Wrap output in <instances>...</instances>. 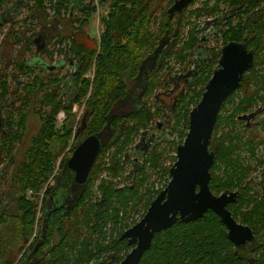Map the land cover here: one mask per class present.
Here are the masks:
<instances>
[{"label": "trees", "instance_id": "16d2710c", "mask_svg": "<svg viewBox=\"0 0 264 264\" xmlns=\"http://www.w3.org/2000/svg\"><path fill=\"white\" fill-rule=\"evenodd\" d=\"M31 1L43 14L49 9L54 15H69L74 22L73 32L69 36L58 37L54 42L55 51L46 52L51 58L57 53L63 60L73 61L75 70L69 80L60 72H49L48 81L45 82L39 70L26 60L16 61L10 67L4 61L0 43V103L11 105L9 98L12 94L16 95L17 100L21 98L25 106L32 101L37 102V114L42 121L40 131L33 137L21 163H17L14 153L16 144L22 142L26 130V115H23L22 110L17 118H14V113L8 114L10 120L6 121L7 131L0 133V159L4 155L8 161L16 162V213H0V264H119L129 252V246L117 238L108 241L100 237V234L108 224L113 230L128 227L126 212L130 208V202L135 204L132 210L141 205L147 210L153 195L158 192L154 191L155 185L160 180L170 178L172 165H168V161H176V157L170 153L176 152L174 147L182 144L187 136L190 112L199 104L206 85L219 64L220 52H213L204 64H199L200 68L187 92L177 100L176 108L170 114L158 104L157 97L158 91L168 87L164 79L167 74H174V67L165 68L167 73L156 79L157 71L164 66L161 67L159 62L153 64L151 73H148L149 80L141 107L117 114L116 110L124 106L128 96V81L139 77L145 60L159 56L160 46L165 44L164 41L170 40L165 53H170L169 57L174 58V64L176 61L180 66L187 65L188 58L202 44L199 27L203 19L221 13L222 5L230 10L239 9L240 15L249 14L262 0H216L213 4L201 1V6L190 9L200 1L195 0L181 13L175 12L173 18L167 12L160 22L158 36L151 31L150 0H111L108 16L102 18L104 30L98 41L85 31L90 18L98 10L97 0H29ZM106 1L100 0L101 5L106 4ZM175 1L170 2V7ZM7 2L8 0H0V39L4 24L11 22L8 19L11 12L7 11ZM74 9H79L78 15L70 16ZM253 28V36L246 46L258 54L264 48V19L256 22ZM245 30L243 23L238 26L230 23V29L223 33L224 44L242 42ZM28 51H31L30 46ZM256 66L254 64L252 67L253 71ZM91 72L92 77L88 76ZM12 75L15 82L13 91L10 83ZM245 78L240 88L243 99H239L235 93L230 96L218 119L214 133L216 138H213L210 147L216 154V161L211 169V190L219 195L232 188H239L241 193L238 202L230 205L229 210L235 219L260 233L264 229V198L258 201L257 194L249 196L247 189L243 190L246 174L252 168L242 167L240 155L236 153L246 145L255 146L249 141L243 142L239 134L235 140H228L231 130L217 138L220 126L226 128L235 125L240 120V114L246 112L251 105V97L243 94L246 89ZM71 82V98H67L68 89L65 85ZM239 100L241 101L238 102ZM227 104H234L230 115H225ZM75 106H84V114L78 122L77 114L73 111ZM13 111H17L15 107ZM61 113H64L65 119L58 127V116ZM164 115L173 139L168 137L163 143L165 146L155 144L143 150L145 153L142 152V155L145 156L142 159V169L138 171L133 186L117 190L112 181L103 180L98 187L103 198L95 201L94 185L98 177L104 171L114 177L121 174L124 170L123 155L130 151L144 132L154 129L156 122ZM90 135H106L107 138L89 183L81 189L76 204L72 208H61L54 203L55 198H51L57 185H48L56 171V163L70 146L72 153ZM69 158V155L63 157L62 165L54 176L57 184L60 174L67 172L66 163ZM109 163L111 165L107 167ZM229 169L242 172L237 174ZM217 171L221 173L217 174ZM147 182L148 185L143 187ZM45 187L40 208L38 201ZM117 205L124 212L121 217ZM85 230H90L89 236H86ZM36 231L40 235L30 248L32 254L17 262ZM47 235H50L49 239ZM56 236L61 242L55 246L52 241ZM157 240L140 264H264V256L259 257L261 248L258 244H253L249 249L255 253L253 258L236 254L219 217L211 211L196 222L176 223L159 235ZM49 245L52 248L38 259V247ZM37 251L38 254L35 255ZM102 258L109 259L104 261Z\"/></svg>", "mask_w": 264, "mask_h": 264}, {"label": "water", "instance_id": "95a60500", "mask_svg": "<svg viewBox=\"0 0 264 264\" xmlns=\"http://www.w3.org/2000/svg\"><path fill=\"white\" fill-rule=\"evenodd\" d=\"M193 1H177L169 10L171 17ZM219 62L220 67L213 72L199 104L190 112L189 131L184 142L177 147L168 186L151 203L143 219L121 238L129 239L130 246L138 245L120 264H138L150 248L155 233L170 229L178 221H198L209 211L219 217L236 246L240 245L238 237L254 240L252 229L239 223L229 210V205L238 202L239 193L226 191L215 195L210 188L211 169L216 161V154L210 146L218 117L228 98L241 87L245 73L253 67L254 53L246 45L232 42L223 48ZM103 146L101 135H90L68 159L66 168L74 173L77 185L88 184Z\"/></svg>", "mask_w": 264, "mask_h": 264}, {"label": "flooded vegetation", "instance_id": "af4514ba", "mask_svg": "<svg viewBox=\"0 0 264 264\" xmlns=\"http://www.w3.org/2000/svg\"><path fill=\"white\" fill-rule=\"evenodd\" d=\"M177 1H179V0H176L174 2V4ZM193 2H191L186 8H188L189 6H191V4ZM197 3H198V1L196 2V4ZM173 5H172V7H173ZM172 7H170V8H172ZM222 7H223V5H222ZM224 7H226V9L223 10V8H222V12L219 13L218 15H216L214 17H211V18H208V19H203L201 21L199 30H200V41H201L202 44L198 46L199 48L197 50H195V52L192 51L193 52L192 53V56H191V58H188L187 65L179 66L180 68L177 69L176 66H174V65L173 66H170L171 64H169L168 67H174L175 68V72H174L173 75L167 74V76L165 77L164 81H165V83L168 84V87L165 88L164 91H169L170 89H172L173 91H176L177 90V92H175L174 94H172L170 96V99H172V101H171L170 105H168V106H166V104L161 100V98L159 96L157 97L158 100H159V102H160V104H161V106H163L165 108L166 113H169L170 114L171 111L176 108L177 100L182 95H185V93L187 92L188 87L190 86L191 81H193L194 75L197 73V71L200 68L199 67V64H200V66H201V64H204L209 59L210 55L213 52L214 53L220 52V54H219L220 55L219 56V61H220L223 48L226 45H228L229 43L236 42V41H232V42H228L227 44H224V41H223V33L225 31H227V30L230 29V23H231V25H235V26H238L241 23H243L244 29H246L245 30L244 40L242 42H236V43L247 45L246 43H248V41L250 40V38L253 36V33H254L253 25L256 22H258L260 19H264V0H262L256 7H254V10L252 9L253 11L251 10L252 11L251 13L245 14V15L244 14H241L240 15L239 14V12H240L239 9L230 10V8H227V6H224ZM74 10H72L70 14H72L74 12ZM181 12H178V13H181ZM174 14H173V16H174ZM173 16L171 17V15H170L171 18H173ZM11 18L10 19L8 18V19L11 20V24H13V21L15 20L14 17H13V15L11 16ZM242 20H243V22H241ZM42 41L43 40L41 38H37L35 40V42H34L35 48L39 52H40V49L42 48V44H41V43H43ZM164 43L165 44H162V47H163V45H165L164 47H167L168 48L169 45H170V40L169 41H164ZM210 43H212V46H211ZM263 45H264V39H263ZM162 47H160V50H159V52L161 53V55L159 54V56H157V58H153L152 61H153V64H155V65L158 64V62H159V64L161 65V67L163 65V66H165V68H168V67H166V64L168 63V59H167V61H164L163 60L164 59V56L167 53H165V51H166L165 50L164 53L162 54V52H163V50L161 51ZM247 49L249 51H253V53H254V64H257V66L255 67V70L254 71L252 70L253 68H251V69H249L245 73L243 79L246 77L245 78L246 84L244 85L246 87V89H245V91H243V94L246 95V96L248 95L249 98L251 97L250 99H252L251 100L252 102H251V105H249V106L254 105L255 107L254 108H251V109L247 108L246 112H244V116H242L243 117L242 119L244 121H246V129H253V128L258 127V125H260L261 128L263 129V122H264V48H263V51L260 52V53H258V54H256L255 51L253 49H251V48H248L247 47ZM169 56H170V53H169ZM61 62L62 63L59 64V66L61 68H64V67H66L68 65V66H71V68H72V70L74 72L75 66L73 65L74 64L73 61H69L68 62L66 60H63V57H62V61ZM148 62H150V59L148 61H146V63H148ZM146 63L143 66H145ZM11 65H9V66H11ZM219 67H220V62H219V64L216 65L215 70H217ZM51 68H52V66H50L48 64H44L42 66V70H45L48 73L51 70ZM39 72L41 73L40 70H39ZM73 72H71V73H73ZM68 75L70 77L71 74H68ZM64 76H66V75H64ZM66 77H67V80H68L69 77L68 76H66ZM11 80H13V75L11 77ZM71 83H68V84L65 85V88L68 89L67 91L72 90V88H71L72 87V84ZM241 86H243V83L241 84ZM240 88L237 91H235L234 93H238L240 91ZM21 89L22 88L20 87V90ZM21 100H22L21 98L19 100H17L16 99V95L12 94L10 96V98H9V102H10L11 105H6V104H1L0 103V122H1L0 123V133L1 134L2 133H5L7 131L6 121L8 122L10 120L9 119V116L11 115V113H14L15 114L14 115V118H17L19 111L22 110L21 112L23 113V115H26V130H25V135H27V132H28V123H29V117H28V115H29V113L31 111L30 110L31 107H29L30 104L28 106H25V104H23V102ZM141 104H142V102H141ZM124 105H125V103H124ZM14 107L17 110L15 112L13 111L14 110ZM133 109H138V108H133ZM32 112H34L36 115H38L37 114V111L32 110ZM9 113H10V115H8ZM115 113L119 114V112L117 110H116ZM62 114L64 116V113H62ZM252 118H255V121H257V122L256 123H253V124L251 122H249L250 121L249 119H252ZM78 121L79 120H77L76 122H78ZM159 121H161V122H159ZM162 126H164V128L167 129V133H162V130H161V127ZM152 131L158 132L161 136H158V135L155 136L153 134H150ZM170 131L171 130L169 129L168 124H167V119H166V117L164 115L161 119H159L156 122L154 129L153 128L148 129V131L144 132V134L139 137V140H138V141H140L139 143H141V144L143 143L144 146L143 145L141 146V144L138 145V141H137V143L130 149V151L128 153H125L123 155V158H122L123 165H124L123 172L121 174H119L117 177H114V176L108 174L107 171H104L103 172L104 178L101 180V183H102L103 180L112 181L114 187L117 190H123L126 187L128 188L130 185L133 186V182H134V179L136 178V175H137L138 171H140L142 169V164H143L142 163V159L145 156V155L144 156L142 155V152L145 153V151H143V150L145 148L148 149V147H152L155 144H157V146H160V145L163 146L164 145L163 143H165V140L168 137L170 138V140H172L173 139V136L172 135L170 136V134H169ZM188 131H189V127H188ZM249 133H250L249 131L248 132H244V134L246 135V137H248V134ZM25 135L23 137L22 142L24 141ZM174 137H175V135H174ZM106 138H107L106 135H104V136L101 137L102 143L105 142ZM32 139H33V137H32ZM244 139H245V142L249 141L246 138H244ZM18 144H20V143H17L16 144V147H17ZM31 144H32V140H31V143H30L29 147L31 146ZM132 149H133V151H134L135 154L137 153V156H136L137 158L131 160L132 163H129L130 162V159H131L130 152H131ZM15 151H16V149H15ZM70 151H71V146L67 149V151L65 152V154H63V156L57 161V163H56V171H55L53 177L51 178V180L49 181V184H48V185H51V186L57 185V189L54 192V196L51 197V198L52 199L55 198L54 203L56 205H58V206H60L59 204H61V203H59L60 200H57V199H59L57 193L60 192L61 188L66 187L65 183H62V184H60V183L65 178L71 177V175L68 172H66V173L62 172L60 174V176H59L58 184L56 183V180H54V176L57 175V172L59 171V169H60V167L62 165V159H63V157L65 155H69L71 157L72 154H73V152L75 150L72 153H70ZM100 153H99L98 157L100 156ZM176 154H177V148H176ZM25 156H26V151L24 152L23 160H24ZM98 157L96 159V162L98 160ZM15 160L17 161L16 154H15ZM23 160L21 162H23ZM21 162H17V163H21ZM96 162H95V164H96ZM15 164H16V162H10L6 158H4V155H2V157L0 159V180L3 179V175L5 173H7V170L9 168L14 169L13 171L15 172ZM95 164H94V166H95ZM129 164H131L133 166V168H132V170H129L128 171V165ZM110 165L111 164L109 163L106 166L107 167H110ZM94 166H93V168H94ZM260 166H262L263 168H261ZM260 166L259 167L261 169H259V168L258 169L260 171H263V169H264V163L263 164H260ZM93 168H92V170H93ZM254 168H255V170H257L256 169V166H254ZM91 174H92V171H91ZM14 176L15 175L12 172V181H13L12 185H13V188L15 190ZM73 181H74V177H73ZM163 181H165L164 184L161 186V188H159L157 190L158 191V192H156L157 194L155 193L153 195V199L150 202V205L157 198V196L168 186V184L170 182V178L167 179V180H163ZM3 182L4 181H2V182L0 181V213L3 214L5 211H8L9 213H16V204L14 202L15 201V198H16V193L15 192H11V196H9V189L8 188H7V190L4 189V184H2ZM211 182H212V180H211ZM262 182H263V188H262L261 195L264 198V176H263V181ZM73 183L75 184V186L78 187L77 188L78 190L77 189L76 190L75 189H72L70 191L71 193L68 194L66 198H62L64 204L63 203L61 204L62 205V206H60L61 208H72L76 204L77 199L80 197L81 189L83 190V188L85 187V186L77 185L75 183V181ZM100 184L98 185V187L100 186ZM147 185H148V182L145 183L143 187H146ZM98 187H97L96 190L94 189L95 192H96V200L95 201H97V200L100 201V199L102 200V198H103V196H102L101 192L99 191ZM210 188H211V183H210ZM242 188H244L243 190H246L247 189V191H249L251 189L250 188V183L246 182L242 186ZM229 191H231V192H238L239 195L241 193V191L239 190V188H232ZM5 200H6V202H4ZM7 201H9L10 203L12 202V203L11 204H8ZM150 205H149V207H150ZM7 206H9L10 207V210H12V211L6 209ZM134 206H135V204L132 203V202H130V208H128L127 209V212H126L127 215H129L131 213L132 217L130 218V216H128L127 218L131 219L132 224H128L127 221H126V223L129 226L126 227L123 230H109L108 229V226H107L106 230H103L102 233L100 234V237H104L108 241H112V240H114V239L117 238V240H120L121 242H124L125 244H127L129 246V248H130L129 249V252L127 253V255L130 252H132V250L138 244L130 246L128 244L129 239L122 240L121 238L128 231V229H130L131 227H133L134 225H136L138 222H140L143 219V217L146 215L147 210L149 208L148 207L147 210H145L144 206L141 205L138 208H135L134 210H132ZM139 208H141V209H139ZM232 215H233V213H232ZM237 221L239 223L245 225V226H249V225H246V224L242 223L239 220H237ZM178 222H180V221H178ZM224 229L226 231V235H227L228 240L231 242V244H233V247L236 250V254H238L240 257H242L243 255H246L248 257V259L253 258L254 255H255V253L249 251V249L251 248V246L253 244H258V246L261 248L260 249V252H259V257H261L262 255L264 256V229L263 230H260V233H259L256 230H253V228H251L252 229V232H253V235H254V240L253 241H250V240H246V238H243L242 239L241 237H238L237 240H238V242L240 244L239 246H236L234 244V242H232L230 240V238L228 236V231H227V229H226L225 226H224ZM85 231H86V236H89L90 230H85ZM165 231H168V230H162L161 232L155 233V235H154V237L152 239V242H151V246L144 253V255L152 249V247L156 244V242H158V240H157L158 236L161 235ZM39 235L40 234H38V232L36 231V234L34 235L33 239L30 241V243L27 245L26 249L20 255V257L17 260V262L22 261L23 259H25V257H27V256H29V255L32 254V251H30V248L33 246L34 241L38 238ZM49 236L50 235H47V238L48 239L50 238ZM244 241H245V243H243ZM52 242L51 243L56 246L61 241L56 236V237L53 238V241ZM240 242H242V243H240ZM51 243H49V244L51 245ZM50 245H49V247H46V246L38 247V251L40 250V253L38 254V251H37V253L35 254V255H37V254L39 255L38 256L39 257L38 259H41V257H42L41 255L44 254V253H47L52 248V246H50ZM144 255H143V257H144ZM125 257H124V259H125ZM143 257H142V259H143ZM108 259L109 258H102V260H104V261H107ZM142 259H141V261H142ZM140 262L138 264H140Z\"/></svg>", "mask_w": 264, "mask_h": 264}, {"label": "rangeland", "instance_id": "374dc122", "mask_svg": "<svg viewBox=\"0 0 264 264\" xmlns=\"http://www.w3.org/2000/svg\"><path fill=\"white\" fill-rule=\"evenodd\" d=\"M172 0H150L149 1V18L152 24V33L155 34V36H158L159 32H160V22L164 19V16L166 15L167 12H169L170 8V2ZM201 1L206 2L208 1L210 4H213L215 0H200L198 1L197 4H195L193 7H191L190 9L196 8L201 6ZM25 2V3H24ZM97 3V7L98 10L97 12L92 16V18H90L89 20V24L85 27V31L89 32L91 34L92 37H94L97 41L100 38V35L103 33L104 30V24L102 21L103 17H107L108 16V12L110 11V5H111V0H107L106 4H104L103 6L100 3V0L96 1ZM7 4V9H9L8 11L11 12V15H13L14 17V21L13 24H11V22H7V23H3V30L1 33V39H0V43H1V51L3 53V57H4V61L8 64H14L16 61H20V60H26L29 64L35 66L37 68V70L41 71V77L44 79V81H48L47 80V76L49 75V73L45 70H42V66L44 64H48L50 66H52L51 70L49 71L50 73L53 72H60L61 75H66L69 77L68 74H71V72H73L71 66H66L64 68H61L59 66V64H61L62 62V56H59L57 53L53 54V57L51 58L47 52H52L55 51V46H54V42L57 40L58 37L60 36H69L72 32H73V25L74 22L69 18V15H65V14H55L54 12H52L51 10L48 9L47 13L43 14L41 11H38L35 8V5L33 3V1L29 2V0H8ZM173 5V4H172ZM172 7V6H171ZM223 8L226 9V7H221V9ZM18 10V11H17ZM20 12L18 16H15L14 13L15 12ZM72 15H78V9L74 10V13H72ZM71 16V14H70ZM11 18V17H9ZM75 26H77V24L75 23ZM18 37V38H17ZM37 38H41L43 41L42 44V48L40 49V52L37 51V49L35 48V40ZM31 41V43H30ZM31 44V45H30ZM212 46V43H210ZM28 46L31 47V51H28ZM165 45H163L161 51L163 50L162 54L164 53V51L166 49H168L167 47H164ZM264 46V45H263ZM47 52H46V51ZM158 54L161 55V53L159 52ZM169 53H167L164 56V61H167L168 59V63L166 64V67L169 66V64H171L170 66H176L177 69H179L180 64H178L175 61V64L173 62L174 58L169 57ZM146 63V60L144 61ZM143 62V63H144ZM152 62V63H151ZM144 63V64H145ZM143 64V65H144ZM74 65V64H73ZM12 66V65H11ZM10 66V67H11ZM151 68H153V61L152 59H150V62L146 63L145 66H141L140 69V75L137 79H135L134 81H128V96L126 98V100L124 101L125 105L122 106L121 108L117 109V111L119 112V114L124 112H130L133 110V108H139L141 107V102H143V95H144V90L147 87V83H148V73H151ZM92 73L88 74V76L92 77ZM167 70L165 69V66L163 68H159V70L157 71V75L155 76L156 79H159L160 77H163V74H166ZM87 76V77H88ZM70 79V77H69ZM68 79V80H69ZM10 83H11V90H15V82L10 78ZM73 85V83H71ZM242 84V82H241ZM159 92V97L161 98V100L166 104V106L170 105L172 99H170V96L172 94H174L176 91H173L172 89H170L169 91H164L163 89H161ZM242 91H239V93H235V95L237 94L239 96V99H243V95L241 93ZM67 98H71V95L69 93V91H67L66 93ZM241 100H239L238 102H240ZM256 101V100H255ZM237 102V101H235ZM158 104H160V102L158 101ZM18 105V104H17ZM31 107V111L28 115L29 117V123H28V132L27 135H25L24 141L20 144L17 145L16 147V159L17 162H21L23 160V156H24V152L26 151V149L29 147L32 137H34L35 135L38 134L40 127L42 125L41 119L38 115H36L34 112H32V110L37 111L38 110V104L37 102L35 103L34 101H32L30 103ZM255 106L252 105L249 107V109L254 108ZM226 113L225 115H230L233 110H234V104H227L226 105ZM76 114H77V120H80V118H82L83 114H84V106L78 107L75 106L74 110H73ZM222 114V109L221 112L219 114ZM242 116H244V113H241L240 116L238 117L240 120L237 121V123L235 125H230L229 127H224V126H220L219 128V133L217 135V138H220L224 132H230V130L232 131V134L230 136V138L228 137V140H231V138H233L235 140V138L238 136L242 137L243 142H245L246 138L247 140H249L250 144L255 146V147H250V145H246L241 151H237L236 153H239L240 155V163L242 164V167H249L252 168V170L250 171V173L246 174V178L244 180V184L246 182L250 183V190L248 191V195H256V199L258 201H261V199H263L261 193H262V188H263V176H264V169L263 171H260L259 169L263 168L262 166H260V164L264 163V122H263V129L261 128L260 125H258V127L253 128V129H246V121H244L242 118ZM218 117V119H219ZM238 118L236 120H238ZM65 119V116L62 115V113L58 116V127L61 126L63 120ZM252 124L256 123L257 121H255V118L249 119ZM161 122V121H159ZM1 123V122H0ZM218 125V122L216 124V126ZM216 129V127H215ZM162 133H167V129L164 128V126L161 127ZM160 130V131H161ZM250 132L248 134V137H246V135L244 134V132ZM155 133V134H154ZM215 133V131H214ZM150 134H153L155 136H161L158 132H154L152 131ZM263 134V135H262ZM213 138H216L215 135L213 134ZM212 138V141H213ZM176 139V136H175ZM139 140V138L137 139V141ZM177 140H179V138H177ZM176 140V141H177ZM137 141L135 142V144L137 143ZM183 141V139H182ZM140 141H138V145L141 144L139 143ZM229 145H230V141ZM228 142H226L228 144ZM143 145V143L141 144V146ZM144 146V145H143ZM211 147V146H210ZM177 146L174 147V149L176 150ZM173 149V150H174ZM131 154V159L129 163H132L131 160L137 158V153L135 154L133 149L130 152ZM171 156L175 157L176 156V152L173 151L170 153ZM140 157V156H139ZM168 164L172 165L174 164V160H169ZM254 166H256V169L254 168ZM261 168H260V167ZM133 166L131 164L128 165V171L132 170ZM224 169V167H222ZM259 168V169H258ZM14 169L9 168L7 170V173H5L3 175V179H1L0 181H4L2 184H4V189L7 190V188L9 189V196H11V192H14V188H13V181H12V172ZM67 172L71 175V177H67L64 180H62V183H65L66 187L61 188L60 192L57 193L58 194V198L57 200H60L59 203H63V199L62 198H66L68 194H70L72 189H77L78 187L75 186V184L73 183V177L74 174L69 170L66 169ZM230 170V169H229ZM259 170V171H258ZM233 170H230V172ZM229 172V171H228ZM233 172H237L240 173L242 172L241 170H235ZM221 172L217 171V174H219ZM227 175V174H226ZM104 178V174H102L101 176L98 177V179L95 181V185H94V189L96 190L98 185L101 183V180ZM154 179V178H153ZM165 181L160 180L154 187V191H157L159 188H161V186L164 184ZM57 183V182H56ZM233 187V185H232ZM78 190V189H77ZM46 191V187L42 190V192L40 193V197H39V205L40 208L43 204V196L45 194ZM223 192H221L220 194H222ZM29 194L31 195V192H29ZM219 194V195H220ZM69 197V196H68ZM65 200V199H64ZM6 202V200L4 201ZM8 204H11L9 201H7ZM68 203V202H67ZM61 204H59L60 206H62ZM64 204V203H63ZM39 208V213H38V217H41V211ZM117 208L120 210V217L124 215V212L122 210V208L117 205ZM6 209L10 210V207L7 206ZM141 209V208H139ZM12 211V210H10ZM130 216V218L132 217L131 213L128 215ZM127 223L128 224H132L131 219L127 218ZM108 229L109 230H113L114 228H112V226L108 225Z\"/></svg>", "mask_w": 264, "mask_h": 264}, {"label": "built area", "instance_id": "2783aa9c", "mask_svg": "<svg viewBox=\"0 0 264 264\" xmlns=\"http://www.w3.org/2000/svg\"><path fill=\"white\" fill-rule=\"evenodd\" d=\"M63 115V114H62Z\"/></svg>", "mask_w": 264, "mask_h": 264}]
</instances>
